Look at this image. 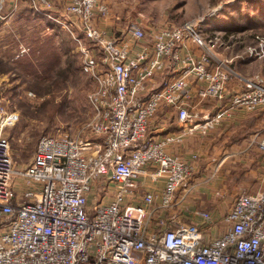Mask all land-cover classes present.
Masks as SVG:
<instances>
[{"label":"built area","instance_id":"built-area-1","mask_svg":"<svg viewBox=\"0 0 264 264\" xmlns=\"http://www.w3.org/2000/svg\"><path fill=\"white\" fill-rule=\"evenodd\" d=\"M30 2L47 15L53 7V0ZM6 9L0 0L2 20ZM65 10L90 42L76 37L95 80L91 132L102 141L43 135L32 161L17 171L7 129L19 114L0 106V264H264V190L241 192L224 216L229 226L207 242L198 223L157 212L176 211L192 188L195 165L170 148L237 110L263 108L264 77L244 76L220 56L214 45L229 42L221 31L209 37L202 19L151 34L132 21L121 35L99 25L109 14L105 0H68ZM205 100L216 101L215 110L199 111L197 101ZM164 109L176 111L178 132L150 130ZM143 175L163 187L146 189ZM201 216L212 218L210 211ZM151 217L158 229L150 228Z\"/></svg>","mask_w":264,"mask_h":264},{"label":"rangeland","instance_id":"rangeland-1","mask_svg":"<svg viewBox=\"0 0 264 264\" xmlns=\"http://www.w3.org/2000/svg\"><path fill=\"white\" fill-rule=\"evenodd\" d=\"M105 1L109 14L99 25L110 33L125 34L132 21L144 25L151 34L161 25L202 19L209 37L217 30L222 33L221 41L229 42L227 48L214 45L219 55L234 56L233 63L244 76L260 73L264 77V56L246 52L249 47L264 51V0ZM6 6L8 17L0 27V46L5 41L9 51H0V106L19 114L17 122L7 129L15 169L20 171L32 161L43 135L68 134L102 141L101 135L91 132L95 110L90 95L95 80L84 69L82 44L76 37L81 36L83 44L90 42L81 29L72 17L66 21L65 7L55 1L48 15L47 10L37 11L30 0H6ZM157 212L163 213L162 219L173 218V213ZM176 215V219L180 217ZM149 225L159 228L152 217Z\"/></svg>","mask_w":264,"mask_h":264},{"label":"crops","instance_id":"crops-1","mask_svg":"<svg viewBox=\"0 0 264 264\" xmlns=\"http://www.w3.org/2000/svg\"><path fill=\"white\" fill-rule=\"evenodd\" d=\"M54 1L64 7L68 2ZM7 17L0 21V27H3ZM190 47L195 54H199L195 45L190 43ZM0 51H9L5 49V41L1 42ZM224 52L221 50L220 53L224 55ZM216 104L214 100L197 101V109L202 113L210 112L215 110ZM154 118L150 122V130L159 135L176 133L182 128L175 110L164 109ZM257 132L261 133L258 137ZM263 138L264 107L255 111L237 110L207 132L197 130L172 146L170 151L190 160L195 170L190 192L180 200L179 209L169 212V215L177 212L184 222L198 223L203 229L205 242L224 233L229 226L224 216L237 196L243 191L255 193L264 190V149L260 146ZM195 153L198 158H193ZM140 181L146 189L163 187L162 182H154L146 175ZM202 211H210L212 218L204 219Z\"/></svg>","mask_w":264,"mask_h":264},{"label":"water","instance_id":"water-1","mask_svg":"<svg viewBox=\"0 0 264 264\" xmlns=\"http://www.w3.org/2000/svg\"><path fill=\"white\" fill-rule=\"evenodd\" d=\"M2 20V18L0 17V21Z\"/></svg>","mask_w":264,"mask_h":264}]
</instances>
